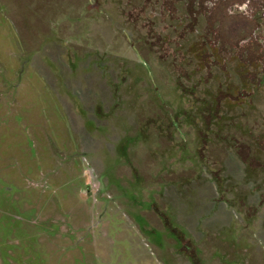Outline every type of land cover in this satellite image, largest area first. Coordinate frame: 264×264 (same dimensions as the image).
<instances>
[{
    "label": "rangeland",
    "instance_id": "1",
    "mask_svg": "<svg viewBox=\"0 0 264 264\" xmlns=\"http://www.w3.org/2000/svg\"><path fill=\"white\" fill-rule=\"evenodd\" d=\"M124 2L0 0V264H264L261 189L240 213L206 181L264 123H215L224 93Z\"/></svg>",
    "mask_w": 264,
    "mask_h": 264
},
{
    "label": "flooded vegetation",
    "instance_id": "2",
    "mask_svg": "<svg viewBox=\"0 0 264 264\" xmlns=\"http://www.w3.org/2000/svg\"><path fill=\"white\" fill-rule=\"evenodd\" d=\"M123 6L128 27L173 29L171 39L178 50L175 54H179L186 65H198L206 73L205 84L214 88L209 96L216 99L219 92L225 94L228 91L222 95L228 99L224 106L221 104L214 108L215 103L212 106L210 98L203 101L210 111L213 108V113H210L215 123L224 119L223 113L236 111L239 118L245 116L242 119L244 123H248L245 121L247 117L254 123H264V0H125ZM158 37L159 43L167 41L161 34ZM240 134L252 142L249 153L260 150L264 156V131L250 129ZM238 137L236 134L233 139ZM232 146L231 152L238 158L240 148L234 147L238 144L233 143ZM256 154H251L254 163L238 158L242 166L234 175L239 177L233 178L223 170L206 179L218 186L216 194L220 204L232 201L242 213L241 205L245 201L241 197L247 192L255 196L257 188L261 189L264 198V162ZM205 168L203 175L216 173L213 167L208 169L205 165ZM192 183L197 190V183ZM233 188L232 195L228 196ZM246 199L254 214L264 204V199H257L255 204H252L253 200L248 202Z\"/></svg>",
    "mask_w": 264,
    "mask_h": 264
}]
</instances>
